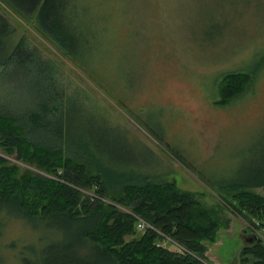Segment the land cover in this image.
I'll list each match as a JSON object with an SVG mask.
<instances>
[{
	"label": "rangeland",
	"instance_id": "1",
	"mask_svg": "<svg viewBox=\"0 0 264 264\" xmlns=\"http://www.w3.org/2000/svg\"><path fill=\"white\" fill-rule=\"evenodd\" d=\"M75 2L74 25L84 41L74 49L76 63L38 31L34 18H20L0 1L14 38L24 37L58 72L59 88L51 93L74 101L64 108L66 126L82 135L101 165L174 181L206 208L223 205L215 186L246 175L264 156V0ZM230 71L253 79L241 96L219 107L218 82ZM36 74L18 78L8 68L0 106L30 110V95L22 98L14 82L34 80L37 88ZM0 155L22 172L40 173ZM251 191L264 196L263 189ZM220 208L215 217L228 225L206 243L203 264H238L246 243L264 242V217ZM14 216V209L0 215V234L7 225L0 264H113L64 220L43 225Z\"/></svg>",
	"mask_w": 264,
	"mask_h": 264
},
{
	"label": "trees",
	"instance_id": "2",
	"mask_svg": "<svg viewBox=\"0 0 264 264\" xmlns=\"http://www.w3.org/2000/svg\"><path fill=\"white\" fill-rule=\"evenodd\" d=\"M0 1L20 18H34L38 31L76 63L74 49L84 41L74 25L75 0ZM14 34L0 14V86L12 67L17 77L34 78L37 69V88L34 80H15L19 95H30L32 108L0 106V151L40 173L22 172L0 155V215L14 209L15 221L39 220L44 225L64 220L113 264H203L206 243H214L217 232L228 225L215 217L223 212L221 206L237 216L264 217V196L251 191L264 190V156L246 175L216 185L223 205L211 208L174 181L159 182L145 173L101 165L82 135L66 126L64 108L74 101L64 103L62 96L51 93L59 88L58 72L24 37L16 40ZM252 79L253 74L242 71L222 74L216 105L227 106L241 96ZM139 220L150 227L138 233ZM167 239L173 248H163L160 242ZM251 240L239 251L238 264H264V242Z\"/></svg>",
	"mask_w": 264,
	"mask_h": 264
},
{
	"label": "built area",
	"instance_id": "3",
	"mask_svg": "<svg viewBox=\"0 0 264 264\" xmlns=\"http://www.w3.org/2000/svg\"><path fill=\"white\" fill-rule=\"evenodd\" d=\"M136 227H137L138 232H143L145 230V228H148L150 226L147 225L144 221L139 220Z\"/></svg>",
	"mask_w": 264,
	"mask_h": 264
}]
</instances>
